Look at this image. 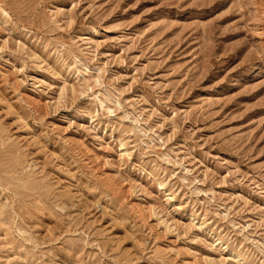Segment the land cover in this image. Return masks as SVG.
I'll return each instance as SVG.
<instances>
[{"label":"rangeland","instance_id":"obj_1","mask_svg":"<svg viewBox=\"0 0 264 264\" xmlns=\"http://www.w3.org/2000/svg\"><path fill=\"white\" fill-rule=\"evenodd\" d=\"M0 264H264V0H0Z\"/></svg>","mask_w":264,"mask_h":264}]
</instances>
